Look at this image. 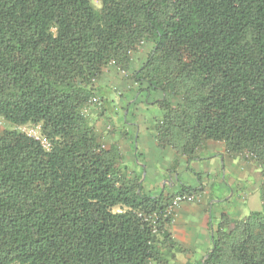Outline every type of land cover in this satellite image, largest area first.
<instances>
[{"label": "trees", "instance_id": "16d2710c", "mask_svg": "<svg viewBox=\"0 0 264 264\" xmlns=\"http://www.w3.org/2000/svg\"><path fill=\"white\" fill-rule=\"evenodd\" d=\"M0 0V264H168L176 198L148 196L85 110L115 66L164 115L160 145L208 141L261 167L262 210L223 215L205 264H264V0ZM180 97L173 105L169 98ZM149 104V103H148ZM44 141V142H43Z\"/></svg>", "mask_w": 264, "mask_h": 264}, {"label": "crops", "instance_id": "0c3cea01", "mask_svg": "<svg viewBox=\"0 0 264 264\" xmlns=\"http://www.w3.org/2000/svg\"><path fill=\"white\" fill-rule=\"evenodd\" d=\"M140 54L133 56L128 72L115 66L104 71L95 83L96 104L85 113L105 147L119 150L128 175L140 180L146 195L177 196L183 186L201 189L195 201L174 209L172 236L178 247L168 264H205L212 248V229L222 216L241 220L255 211L261 167L251 155L229 154L223 142L202 144L197 159L190 163L172 147L160 145L157 126L164 112L152 102L159 98L153 96L148 104L146 93L141 94L132 79L139 68L135 57Z\"/></svg>", "mask_w": 264, "mask_h": 264}, {"label": "rangeland", "instance_id": "374dc122", "mask_svg": "<svg viewBox=\"0 0 264 264\" xmlns=\"http://www.w3.org/2000/svg\"><path fill=\"white\" fill-rule=\"evenodd\" d=\"M92 5L97 10H99L102 7V4H101L100 0H92ZM145 49H146L145 53H143V51H142V53L140 55L135 57V60L137 62L136 64H137L138 67L141 66V64L143 63V61L145 60V58H146V56H147V54L149 52L147 48H145ZM142 54H144V55H142ZM138 90L140 91L139 86H138ZM156 97L159 98L157 95H156ZM155 101H156V99H152V102H155ZM169 101L175 106V105H177L178 103L181 102V98L180 97H171V98H169ZM158 108H160V107L158 106ZM6 130H10V131L11 130H15V131H18V132H23V133H26L27 135L32 136V137H34L36 139H42L41 126H36V125H31V124H28V125H25V126H21V127L12 126L8 122H5L3 119H0V131L3 132V131H6ZM259 175H261L260 176V190H259L261 192L262 186H263V177H262L261 172H260ZM253 210H256V211H261L262 210V197H261V194H260L259 197L257 196L255 204H253Z\"/></svg>", "mask_w": 264, "mask_h": 264}, {"label": "built area", "instance_id": "2783aa9c", "mask_svg": "<svg viewBox=\"0 0 264 264\" xmlns=\"http://www.w3.org/2000/svg\"><path fill=\"white\" fill-rule=\"evenodd\" d=\"M196 196H191L189 198H176V200L174 201V204H173V208H172V212H174V209L181 205L182 203H185V202H191V201H195L196 200Z\"/></svg>", "mask_w": 264, "mask_h": 264}]
</instances>
